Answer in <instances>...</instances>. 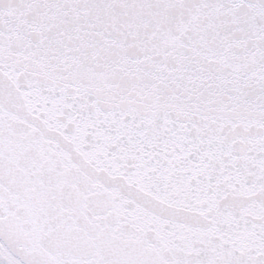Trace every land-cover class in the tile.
<instances>
[{"label":"snow or ice","instance_id":"6c2138e0","mask_svg":"<svg viewBox=\"0 0 264 264\" xmlns=\"http://www.w3.org/2000/svg\"><path fill=\"white\" fill-rule=\"evenodd\" d=\"M0 264H264V0H0Z\"/></svg>","mask_w":264,"mask_h":264}]
</instances>
